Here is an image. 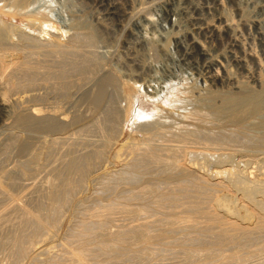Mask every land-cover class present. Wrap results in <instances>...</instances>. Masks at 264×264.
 I'll return each instance as SVG.
<instances>
[{
	"label": "rangeland",
	"instance_id": "374dc122",
	"mask_svg": "<svg viewBox=\"0 0 264 264\" xmlns=\"http://www.w3.org/2000/svg\"><path fill=\"white\" fill-rule=\"evenodd\" d=\"M112 1L117 2V1H121V0H112ZM123 1L126 5L127 9H129V10L131 9V6L133 7L136 4V6L133 7L134 10H130V12H133L132 16L124 15L121 12V10H120V16L119 17H112L109 15L107 16L106 10H104L105 8L103 5L100 4L99 0H0V49H2V50H4L6 48V50L9 51L11 46L12 47L15 46L16 48L19 47L18 49H22L23 54H24V51L27 48L29 49V47H30V49H33L32 45H31L33 43L27 39L28 37L33 38L34 40L40 41L39 43L42 42L44 45L46 43H47V45H50V42H51V44H54L55 41H58V39H59V42L62 43L64 47L66 46L65 48H67V49H72V50L82 49V50H84L86 48L85 45L87 43H85V42H83V43L81 42V44L78 43V41H75L76 38L74 35H78L80 32V34L81 33H83V34H86V33L90 34L91 33L94 37H96L94 45H92V47L94 49L91 48V45H90V47L86 48V49H88V53L90 55L93 53V55H91V56L89 55L90 58L88 57V54H86L87 53L86 49H85L86 53L81 50L80 51L81 54L76 55L77 58L75 56H74L75 58L73 56H72V58H71V56H67L68 58H70L69 60L67 57L60 58L59 56L57 57V55L56 56L54 55L55 57H52V56H50V54H46L45 51H42V53L38 52V54L39 53L42 54L41 56H38L37 53H36L37 55L31 54L32 56L30 54L24 55L23 60L25 62L26 61L28 62L27 64H28L29 68L31 66L33 67L35 65V64L33 65V63H36V65H37V62H38V64H40V62H41V64H43V66L45 67L44 68L42 65H38L36 67V65H35V67L37 69L40 67L38 69V70H40V71H38V73L36 71L37 69H34L37 75L41 74L40 73L41 71L42 72L44 71V72L40 75V77H39V75L36 77L35 74H32L35 78H37V79L39 78L38 80L33 79L34 77L32 79H30L29 77H27L25 75L21 76L20 73L19 74L16 73V75L18 74L20 76L19 77L17 75V78H19L20 80H21V77L24 78L25 80H26V78H29V81L30 80L34 81L33 82L34 84H29V83H31V81L29 82L27 80L26 81L29 83H27L26 81L24 82L23 79L20 82V80H18L16 78L15 74L12 73L14 75H11V76L12 77L15 76L14 81L16 83L18 81L21 83L20 88H22V90L20 88L14 89V91L10 90V89L8 91H7V89H4L6 91L2 90V93L3 94L5 93L4 96L6 98L9 96L7 99L10 98L11 102H13L12 100L18 96H22L23 98L25 96H27L28 99L25 100L26 98H24L23 103L21 105L16 106L13 103L10 110L8 109L6 111V109H0V117L5 116V115L6 116L9 115V117H10L7 119L9 121L6 120L5 125L0 126V183L2 185V188L3 187L5 188V189L3 188L4 189L3 191H0L1 192L0 193V212L3 214L4 213L3 211H5V212L7 211L6 214L5 213L3 214L4 217L0 222V241H1L0 242V264H13V261H12L13 260L12 259V257H13L12 239H11V237H9L10 236L9 234H11V235L13 233L15 234V232H17L19 230V227H20L17 224H20L19 222H21L20 211L17 210L16 208H14L12 210V208L14 206L13 205L14 202H12V201L14 200V198L17 199V198L22 197V200H21L22 203L21 202L20 203L23 204L26 208L28 207L29 210L32 207L31 209H32V211H34V209L37 210L36 205L41 201L39 198L42 196V202H40V203H42V205L45 206L46 204H48V199L46 198L47 194H45V193H47V187H48L46 181H49L48 178H50V180H51L54 177V176H52L53 175L52 173H54L56 171V169L57 170H60V169L63 170V168H64L63 160L69 159L68 155L69 156L71 155V157H77V156H81L83 154L85 155L86 153L91 154V152H92L91 150H93L96 153H99L101 156H99V158L97 157L96 161H93V164L91 167L93 170L92 169L89 170V172H88L89 174L86 176V178H84L86 180H83V183L82 182L80 183V184H82V186L80 185L79 188L76 190L74 195L68 201V204H66V206H65L66 208L64 207L62 209V211H61L62 215L60 214V216H59L60 219L58 220L59 222L58 223L56 222L57 225L54 224V225L50 226L51 229L49 228L48 229L49 231L46 229L47 230L46 232H48L47 233L48 236H46L44 238L42 237L43 239L40 238L39 240L35 239L36 241L34 243V246L32 247V250L30 249L31 251H28L29 253H27L25 255V257L23 256L21 259L16 261L14 264H47V262L50 258H54L57 256L59 257V259L60 258L63 259L61 261H63L64 264H76L77 262L73 263V261L68 260L71 257V256H69L70 255L69 252L71 250V248H69V247H70V245H72L74 243V242H70V240L71 241L75 240L72 237V233H73L72 231L77 227V224L78 225L80 224V221H81V223L86 222V224H88V222H89V224L92 222H95L96 218H95L93 212L98 210L99 207H101L102 205H108L109 203H112L114 201L119 202L120 204H128L129 209L130 208L132 209V210L130 209L129 212L132 213V211L133 212L135 211L137 213H135V212L132 214L129 212L125 213V212L120 211V209H118V210L116 209L114 214L111 215L112 216L111 220H113V223L110 220V223L108 222V224H106L107 225L106 227L104 226L103 229L97 231V233H98V234L96 233L97 236H100V238L103 237V239L107 240L108 237H106V234L109 235V238L110 237L114 238L115 235H117L118 232H120V230H121L120 226H122V227H128V225L129 226H137V225L139 226V224L143 225L146 222L149 223V224L146 223L148 225L147 227L151 226V227H149L151 229L149 230V228H147L148 229V231H147L146 227H143L141 229L139 228L141 231H139V229H138L137 233L138 234L141 233V234H139L140 237L138 236V239L137 238L136 239L138 241L140 240V242H138L134 239L135 240L134 242H136V243L133 245V243H134L133 240L132 241L130 240V242H129L130 244L128 245L127 244L128 241H127L125 246L122 245L123 248H121L124 251H122L120 249V252L117 253L118 255L117 254H116L117 256L115 255L116 257L113 256V257H109L107 259L102 258V261L100 260L101 259L100 258V259H98L99 261L97 260L98 261L97 262L96 259L95 260L92 259L91 258L92 256H91L89 259V264H108V263H110V264H207L208 263L209 264L210 262L211 263L213 262L212 264H264V233L259 232L260 234L259 233L256 235L254 234L256 239L246 238L245 239L246 243L244 242L245 244L244 243L233 244L227 239L226 241H224L225 244H224V242H222L223 244L221 243L222 245H224L223 247H221L222 245H220V244L217 245L215 243V241L217 242V240H215V239L211 240L208 237H203L204 239H197L196 240V238L194 237L195 235L193 236L192 232H191V235H189L190 234L189 230H188L189 234L184 233V232H188V231L187 230L185 231V229L183 227L185 225H187L189 222L187 223L186 222L187 220H183V219H186V217H184L185 216L184 214L179 215L176 212L178 211L181 213L180 210H184V208H185L184 207L182 209V207L185 206V204H186V206H188V204L190 202L192 204H194V202H196V201L200 202L202 200L201 203L204 202L206 204L208 199H209L208 197H210V195H212L213 192L206 194V196L203 195L204 197L202 196V194L196 193L194 191V189L192 191V189H190V188H189V190H188V188H186L184 190L182 189V192H181L180 189L178 190V188H179L178 183L181 181V179H185V177L184 176H171V173H170V176L172 177L171 178L168 175L169 171H171V170L169 167L165 166V164H163V165L162 164H158V165L151 164V166H150L151 168H149L150 172H149V174L146 173L147 175L141 170V172H143L144 177L142 175V178L139 179V182L137 181V183H131V182H128L126 180H123L124 178H123L122 174L125 171L129 172L128 170H126L127 167H125V162H127V161L131 162V159H132L126 153L128 151L126 149L127 144L139 143L141 141H143V143L148 142V141L146 142V139H147L146 132H145L144 128H142V125L145 124V122L146 123H152V122L157 123L155 126L156 130H154L156 134L153 132L152 133L155 135L153 136L151 134L153 136L151 138V146L152 147L156 146L158 148L160 145L161 146L166 145V144L170 145V143L174 145V144H177V142L181 143L180 145H183V146L187 145L188 147L187 146H185V147H187L188 150L186 151L187 155L183 158V161H182L184 164L183 166L187 169L188 173H192V174L199 175V176H201L202 174L200 173V171H197L196 163H199L201 165H205L207 170H214V168L216 167L215 166L216 162H215V158H208L207 157L204 159L202 156H197L194 153V151H195L194 149H190V147L192 148V147H196V146L197 147H200V146L205 147V145L202 143V141H200L199 139L197 140V136H202V135H206V134L207 135L208 134H215V135L225 136L228 138H230L231 135H233L232 137L236 136V138L239 136L237 138L238 140L235 139L236 143H238V144H236V143H234V144L237 145V147H239L240 150L243 149L245 151V148H246L247 151H251V153L255 154L256 152H254V151L255 150L257 151V149H258V152L260 153L261 156L257 152L256 155L258 154V159H257V157L247 158V160L249 162L246 161V159H244L246 161L245 163L244 162L239 163V161H241V159L239 158V159L233 160L232 163H228L229 165H232V167H233L232 169H235L236 171L242 172V174L240 176L241 178L239 179V180H241L240 183H238L237 185H234V186L231 185L230 187L232 189L229 188L230 190L229 189H227V190H229L228 192L231 193L232 196L236 197V195H237L236 198L239 201L238 203L241 204V205H239L241 208L243 207L242 205H244L243 209H245V210L249 209L248 211L249 212L251 211L250 213L254 212L256 214L255 215L256 217H258L260 220H264V208L260 211L256 210L255 207H253L252 204H250V202L248 201V199L243 195L244 192L242 190V189H245V187H246L247 190L251 193V195L253 194L254 197L258 201L259 200L261 201L263 199V196L261 195V192L259 190H262L264 187V151H263L264 147L263 148L262 147L261 148L254 147V145L257 142L255 141L256 139H254L252 137H256L255 136V135H257L256 133H254L248 137V136H245L246 134L244 135L243 133H240L241 131H239L240 129H246L247 126H248V128H250L249 126L252 127L253 122H251V120L250 121L248 120V121H245V124L243 123V125L242 124L237 125L235 123H232V121L229 122L228 120H224L222 123L221 122L218 123L214 120L211 121L212 119H210V120L209 119H203L204 121L202 119H200V121H199V119L187 118V116L190 117V114H189L190 111L193 112L197 107H199V105L201 106L203 104H208L209 98L206 95V93L204 92V89H203L204 85L202 84V82L200 80H198L197 76L188 75L178 65V63L171 61V60H174L173 57H171L172 54L175 57L178 55L175 46L172 44V38H173L172 35L169 36L168 44L165 46V48H163V50L164 49H166V50L162 51L163 54H162V56H160V58L159 57L153 58L154 57L153 51H151L150 49L147 48L148 46H146L145 41H149V39L154 40V41H158V39L163 38L164 34H162V33H165V31L167 32L168 30H170V27L164 21H162L163 17H165L163 8L154 6L155 9L153 7H151V8H146V10H145L144 9L146 6L145 3H147L148 0H145V1L144 0H131V1H133L132 3L129 0H123ZM182 1H184V2H188V1L191 2L192 1V3H194V4L200 3V5H207L208 3L212 2V0H201V1L200 0H182ZM261 1H262L261 4L264 5V0H261ZM135 2H137V3H135ZM224 2H225V8H222L220 6L218 7L217 4H214V5L217 6V8H219L220 12L223 11L222 13H224L223 15H225L226 18L229 16V18L232 17L231 19H233L234 21H237L238 13H240V11L246 5V3L245 2L239 3L236 0H226V1L224 0ZM128 3H129V5H127ZM139 3H141V4L138 5ZM227 3H229V4H227ZM132 4H134V5H132ZM142 4L145 6L143 7ZM240 4L242 6H240ZM243 4H244V6H243ZM214 5H212V6L215 7ZM235 5H237V6H235ZM136 7L139 10H137ZM139 7H142L143 9L139 8ZM239 7H240V9H239ZM135 9L137 11H135ZM251 11H252V8L250 9V12ZM146 12H148V14H146ZM149 13L151 15L153 14L152 18L154 21H153L152 25L149 24L146 26V28H145V30L147 29V33H146L144 30L142 31L141 29H139L137 27V25L139 22H142L144 16H146V15L149 16L150 15ZM155 13H158V14L160 13V14L157 16V14H155ZM133 16H135V17H133ZM121 17H122V19H121ZM156 17H159V18H156ZM262 18H264V16ZM161 22L164 24V26H163V24H161ZM160 24H161V27H159ZM148 26H150V27L148 28ZM44 27H45V29H43ZM163 27H165V28L162 29ZM135 28H137V29H135ZM238 29L239 30L237 31L236 38L238 37V41H240L241 43L236 42L232 37L223 36L222 40L214 42L213 43L214 45L212 44L215 49L217 47L218 55L220 54V56H222V55L225 56V54H226V56H230L231 55L230 52L237 51V50L239 52V51H242L243 48L245 49V47H246V49L248 47H254V49L257 51L258 54L262 53V50H263L262 48H264V46L259 44L258 39H256V38L252 39L253 38V36H252L253 32L250 33L251 30H249L248 24L241 22V25H239ZM162 30H163V32H162ZM142 32H144L146 34V36ZM247 32H249V33L247 34ZM150 33H153L152 35H154V37L156 36L157 38L156 37L155 38L157 40L153 39L154 37L152 35L151 36L147 35ZM241 34L243 35V37ZM160 35H162V36H160ZM69 36H73L72 39L69 40L68 38H71ZM135 36L138 37V39L139 38L140 39L137 41V38H135ZM143 36H145V37H143ZM22 37L23 38L25 37V38L23 39ZM147 37H149V38L147 39ZM145 39H147V40H145ZM169 39H171V40H169ZM248 40H250V41H248ZM143 41H144V43H143ZM247 42H249L250 44ZM76 43H78V44H76ZM245 43H247V44H245ZM237 44H238V46H235ZM242 44H245V46ZM255 44H256V46H255ZM248 45H250V46H248ZM8 46H9V48H8ZM24 46H26L27 48ZM78 46L80 48H77ZM84 46H85V48H84ZM89 48H90V52H89ZM236 48H238V49H236ZM30 49H29V51L31 52L32 50H30ZM2 50H0L1 54L3 52ZM29 51H25V52L28 53ZM33 51H34V49H33ZM219 51H221L222 53H219ZM44 52H45V54H44ZM151 52H152V55H151ZM164 52L166 53V55ZM86 55H87V57H86ZM150 55L152 56V58ZM93 56H95V58ZM131 56H133V57H131ZM27 57L30 59L34 57V61H33V59H32V61L27 60ZM92 57H93V59H92ZM165 57L167 58V60ZM35 58L38 59L40 62L38 60L35 61L36 60ZM66 58H67V60H66ZM81 58H84V60H85V58H87L88 62L87 61H85V62L89 63L91 61V63H94L93 64L94 66L92 67L91 64L87 65L84 62V60ZM56 59H57V61H56ZM63 59L65 61H63ZM59 60L63 61L65 64L62 62L64 65H59V67H57L58 64H62ZM70 60L71 61H73V60L77 61L78 60V61H77V64L73 61L72 65H71ZM81 60H83V61H81ZM255 60L256 59L249 61L250 62L249 65H251V66H249V68L251 67L250 68L251 71H249V72L251 75H255L256 72H257L256 74L264 72L263 71L264 70L263 69L264 60H263V64H262L263 66H260L261 64L258 63L259 61H257V60L255 61ZM68 61H70L69 64H68ZM168 61H170L169 64H168ZM81 62H82V64L84 63L85 67H83ZM140 62H141V64H140ZM29 63H32V64H30L31 66L29 65ZM148 63H150V64H148ZM151 63H152V65H151ZM163 63L165 64V66ZM171 63H172V65H171ZM78 64L81 65L85 69L87 66H89V67H87L88 70L86 69L88 72H90V74H88V77H89L88 79L82 80V76H80L79 72H78V70L80 69V71H81L82 68H81V66L79 68ZM176 64H177V67H176ZM45 65H47V66H45ZM73 65L75 68L73 67ZM161 65H162L163 69H162ZM168 65L170 66L169 68H168ZM49 66H52V70H51V67L49 69ZM67 66L68 67L71 66L73 68L70 69ZM66 67L68 68V70L70 69L69 70L70 72L73 71V72H71L73 77H72V75L69 74L70 75L69 81L72 84L71 86L69 85L70 89L69 88H63L64 90L67 89L66 90L67 92L63 91L62 87H60V80L54 76L56 78V80H55L53 77V75L57 76L58 73L60 74L61 71ZM164 67H166V68H164ZM41 68H42V70H41ZM67 68H66V70H67ZM76 68H78V69H76ZM170 68L174 69V70H170ZM47 69H49V71L50 70L51 71L49 72ZM231 69L233 70V71H231V74H233V72L238 73L240 71V70L238 71V69L234 68V67H232ZM235 69H237V70L235 71ZM259 69L261 71H259ZM169 70L171 72H169ZM52 71H53V73H51ZM54 72L55 73L57 72V73L54 74ZM50 73H51V75L52 74L53 75L52 76L51 75L46 76V74H50ZM3 74H4V72H2L0 70V80L1 81L4 80V77L2 78V76H4ZM169 74H171V75H169ZM42 76L43 77L46 76V77L43 78ZM48 77H50V78H48ZM168 77L170 79H168ZM51 78H53V79H51ZM105 78L108 81L106 83H105V81H106ZM40 80H41V82H40ZM78 80L80 83L78 82ZM44 81H47V82H44ZM101 81H103V82H101ZM104 83H105L104 94H103L100 102L96 104L95 100L97 98V93L100 92V91L98 92V90H100V85L104 84ZM18 89H20V90L18 91ZM252 89H253L254 93L258 96L259 101L260 102L262 101L264 104V85H263L262 89L258 88V86L254 87ZM216 97H217L216 100H219L218 98L221 97V94L217 95ZM213 98L215 99V97H213ZM206 101H207V103H206ZM110 103H111L113 109L111 108V105L109 106ZM214 104H215V102H214ZM93 105H95L96 107H93ZM107 105L109 106V108ZM112 110L114 112V115H112V114H110V115L113 116L112 117L113 120L111 123H109L107 121V119L110 116L109 113ZM19 112H21V113H19ZM25 114L29 117L35 116V118H37V120L39 121L40 124H38V121L34 120V123H32V124L30 123V126H27L30 122L28 119H30V118L26 117ZM185 117H186V119H184ZM25 120H26V122H28L27 124H26ZM48 120H49V122H50V120H52L51 123L52 124L54 123L55 126L53 128L48 129V127L45 126V123L47 124ZM158 120H159V122H158ZM40 121H42V122H40ZM113 122L115 124H113ZM233 122H234V120H233ZM35 123H37L39 126L37 124L34 125ZM42 123H44V124H42ZM55 123L58 125V127L56 126ZM250 124H252V125H250ZM175 126L178 128H176ZM179 126L181 127V129H179L180 128ZM182 128H183V130H182ZM51 129L55 130V131H52ZM178 129H179V131H177ZM75 130H76V132H75ZM237 130L239 132H237ZM248 130L251 131L252 128L248 129ZM160 131L161 132L163 131V132L159 133L160 135H157L158 132H160ZM167 131L170 134L173 131L175 133L177 132L176 134L173 132L177 138L179 137L177 135H179L181 133H183V134L189 133L191 135L189 136V134H184V135L181 134L180 137L181 138L183 137L182 138L183 140L181 139L180 141H177V138H173L171 136L166 137L167 136L166 135L164 137L163 134H164V132L166 133ZM69 133H70L71 137L76 136V137L71 138L69 140L70 142L68 141L69 144L68 143L54 144L51 142V140L54 137L59 136L61 134H69ZM184 136H186L187 138L186 137L184 138ZM162 137H164V138H162ZM180 137L178 138V140L180 139ZM74 138H76V139H74ZM248 138H252V139H248ZM84 139H86V141H87L86 143H85ZM80 141H83V142H80ZM182 141L185 143H183ZM174 142H176V143H174ZM186 142H187V144H186ZM52 144H54V145H52ZM104 145H106V146H104ZM123 146L125 148H123ZM206 147H207V145H206ZM210 147H212V146H210ZM51 149H52V151H51ZM81 149H83V150L81 151ZM97 149L100 150V152L99 151L97 152ZM79 150L82 153L78 152ZM123 150H127V151L124 152ZM94 152H92V154ZM118 152H119L120 156H118ZM76 153H78L77 156H76ZM124 153H126V154H124ZM65 154H67V155L65 156ZM121 155L123 157H121ZM59 156H61L60 159H62V160L59 159ZM181 160H182V158H181ZM9 167H11V168H9ZM124 167L126 169H124ZM153 167H155V168H153ZM161 167L163 169L165 167L164 170L168 174L166 172H163L164 170ZM160 168H161V170H160ZM150 169L151 170L153 169V171H151ZM167 169H168V171H167ZM119 172H121V174H119V175L120 176L122 175L121 176L122 179L118 177ZM112 175H115L117 178L113 176L114 178L112 179ZM46 178H47V180H46ZM13 179H15V180H13ZM114 179H115V181H114ZM160 179H162V180H160ZM33 182L35 183V185L33 184ZM262 182H263V184H262ZM30 183H31V185H30ZM164 183L166 184L167 187L165 186ZM256 184H258V185H256ZM260 184L262 187L260 186ZM224 185L229 186V184H226V182L224 183ZM109 186H112V189H111V187L109 188ZM147 186L150 187L151 190L155 191V195L160 193V192L165 193V191L166 192L170 191V193H172V192L175 193V191H176L175 194L177 195V198L180 197V195H181V197H183V198L180 197V200L178 199L179 201H175L176 202L175 203L176 204L175 209H174V207H172V210H171L170 208H168L166 206L164 209L167 211V208H168V210L171 213L173 211H176L174 214H178L179 215L178 217L180 219L174 218L175 216L173 215V213L171 214L169 211H167L165 214V212L162 211L163 209L161 210V208H159L156 204H154V200H151V201H153L152 204H154V206L159 208V209H154L155 207H153V205H151L150 210L147 211L148 213L146 211H142V213H141L140 212L141 210H139V209H143V206L146 204L145 203L146 201L139 199L137 201L131 200L128 202L126 200V197H128L130 195L129 193L131 191H134V190L139 191L140 189L147 187ZM257 186H259V187H257ZM107 187H108V190H107ZM116 187H118V188H116ZM252 187H253V189H252ZM105 188H106V190H105ZM257 188H259V189H257ZM35 189H37V190H35ZM161 189H163V190H161ZM39 190H41V191H39ZM158 190L160 192H158ZM156 191H157V193H156ZM237 191H238V193H237ZM257 193H259V194H257ZM27 194H28V196H27ZM207 195H209V196H207ZM260 195H261V197H260ZM257 196H258V198H257ZM243 197H245V198L243 199ZM43 198H46L47 201ZM205 198H206V200H204ZM38 199L40 201L37 203ZM240 199L242 201H240ZM35 201H36V204L33 203ZM192 201H194V202H192ZM246 201H248V202H246ZM44 202H47V203L43 204ZM191 203H190V205H191ZM229 203L230 202H228L227 204L229 205ZM32 204H33V206H32ZM173 204H174V202H173ZM263 204H264V201L262 202V205ZM166 205H167V203H166ZM213 205L218 206V203H214ZM33 207H35V208L33 209ZM215 208L216 207L214 206L211 209H215ZM252 209H253V211H252ZM16 211H18V212H16ZM11 212L13 215L11 214ZM168 212H169V214H167ZM1 213H0V215H2ZM8 213H10V214H8ZM7 214H8V217H7ZM18 214H19V216H18ZM91 214H93V216ZM220 214H222V213H220ZM167 215H169L168 217H170V218H168ZM15 216H17V217H15ZM161 217L164 219H162ZM172 217L175 220L178 219L180 221V222H178V221L176 222V226H175V224H173L174 219H172ZM4 218L6 220H4ZM8 219L10 222L8 221ZM18 219H19V222H18ZM98 219L99 218H97V220ZM160 219H162V220H160ZM192 219H193L194 223H196V224L199 223L201 228H203L207 222V219H205V217H203V215L201 216V214L194 215ZM192 219H190V220H192ZM194 219L196 222L194 221ZM157 220L160 221V223H158ZM163 220L168 221V222L165 221L166 224L168 223V226L170 224H173L172 225L173 227L170 225L172 228V231L170 230L171 229L170 227L165 225L167 228H169V231L171 233H169L168 229L164 226ZM170 220H172V223L170 222ZM154 221H156L157 223H154ZM241 221H242V219L240 220V222ZM7 222L9 225L7 224ZM240 222L238 221V223H240ZM246 222H247V220L246 221L244 220V222H241V223H244V225H246ZM13 223H15V224H13ZM202 223H204L205 225ZM157 224H159L160 227H158ZM199 224H197V226ZM3 225H5V226H3ZM14 225H15V227H14ZM179 225H182V226H179ZM53 226H55V227L52 228ZM152 226H154V228ZM162 226H164L165 228L162 229ZM174 226L176 228H174ZM216 226H218V225H216ZM5 227H7L6 228L7 230L6 229L4 230ZM16 228H18V229H16ZM104 228H105V230H104ZM173 228L178 229V231L176 230V233H173L174 232ZM201 228H199L200 231H202ZM218 228L220 231H217V232L219 233V232H221V229L223 227L219 225V227H217V229ZM144 229L147 232H145ZM160 229H161V231H160ZM179 229H180V231H179ZM215 229H216V227L214 228V231H215ZM143 230H144L145 234H144V232H142ZM182 230L184 231L183 234H182ZM165 231H167L168 234H167V232L165 233ZM217 232L215 231V234H218ZM99 233H100V235H99ZM148 233H150L149 236L147 235ZM110 234H112V236ZM185 234H186V236H185ZM230 234H232V231L229 232V235ZM102 235H105V236H102ZM142 235H143V237H142ZM187 235L191 236V237L189 238ZM150 236H151V238H150ZM187 237L190 240H188ZM194 238H195V241L192 240ZM141 239H143V240H141ZM149 239H150V241H149ZM206 239H208V240H206ZM109 240H111V238ZM64 241H66V242H64ZM89 241H90V243L87 242V245L90 246V248L91 247L94 248V246H93L94 244L93 243H92L93 245L91 244L92 239ZM182 241H184L183 242L184 245L186 244L185 248H184V245L181 244ZM69 242H70V245H68ZM142 242H146L148 245V248H147V245H143ZM198 242L199 243L202 242V244L201 243L199 244ZM66 243H67V245H66ZM214 244H216V245H214ZM7 245H8V247H6ZM131 245L133 246V250H132ZM179 245H181V247L183 246L184 250L186 248L192 249V250L194 249V251L197 253L194 256L192 263H191V261H188L186 256H183L184 253L182 250H179ZM63 246L65 248H63ZM129 246H131V249ZM219 246L221 248H219ZM72 247H73V245H72ZM124 247L126 248V250ZM216 247L219 248V251H217ZM127 248L129 249L130 252L127 251L128 250ZM211 248L215 249V250H213L214 252H216V251L218 252V254H217V252L214 253L215 256H213V258H209L206 256L207 250H209ZM131 251H132V253H131ZM222 252H223V254H222ZM134 253L136 254L137 258H134L131 261L130 256H131V254H132V256L133 255L135 256ZM259 253H261V254H259ZM234 254L235 255L239 254V256L243 255V256H241L242 259H239L237 261V263H236V261L227 262V263H226V261L224 262V260L220 261V262L218 261L220 259V257H222V256H229V255H234ZM218 256H219V258H218ZM139 257H141V258H139ZM214 258H215V260L218 259V260H216V263H215V261H213ZM37 260H39V261H37ZM112 260H114V261H112ZM185 260H187V261H185ZM63 263L61 262L60 264H63Z\"/></svg>",
	"mask_w": 264,
	"mask_h": 264
},
{
	"label": "bare ground",
	"instance_id": "6f19581e",
	"mask_svg": "<svg viewBox=\"0 0 264 264\" xmlns=\"http://www.w3.org/2000/svg\"><path fill=\"white\" fill-rule=\"evenodd\" d=\"M100 1V4L104 6V10H106V13H107V16H112V17H119L120 16V10L121 12L126 15V16H132L133 15V12H130V10H134L133 7L136 6V4H132L134 5L133 7L131 6V9H127L125 3L123 0L121 1H112V0H99ZM131 3L133 1L129 0ZM128 1V2H129ZM145 1V0H144ZM201 1V0H200ZM226 1V0H225ZM237 2L239 3H246V5L243 6L242 10L240 11V13H238V19L237 21H234L233 19H231L232 17L229 18V16L226 18L225 15H223L224 13L220 12L219 8H217V6L219 7H222V8H225V2L224 0H212L211 3H208L207 5H200L199 4H194L191 2H184L182 0H148L145 5H143V7L145 6V10L146 8H151L154 6H157V7H161L163 8V11H164V14H165V17H163V20L169 27H170V30H168L167 32L165 31V33H162L164 34L163 35V38H160L158 39V41H154V40H151L149 39V41H145L147 40L149 37H147V39H145L144 41L146 42V46H148L147 48L150 49L151 51H153V54H154V57L153 58H157L160 56H162L163 52L162 51H165L166 49L163 50V48H165V46L168 44V38L169 36H173L172 38V44L175 46L176 50H177V53L178 55L175 57L173 54L171 57H173L174 60H171L172 62H175V63H178V65L184 70L185 73H187L188 75L190 76H197L198 80H200L202 82V84L204 85V92L206 93V95L208 96V104H203V105H199V107H197L193 112H189L190 114V117L187 116V118H191V119H212L211 121H216V122H223L224 120H228L229 122L232 121V123H235L237 125L239 124H242L243 123L245 124V121H250L253 122V125L252 127L249 126L250 128H247L248 129H251L252 130H248L246 127V129H240L239 131H241L240 133H243L245 136H251L252 134L256 133L257 135H255L256 137H252L254 139H256L255 142L253 145L254 147L256 148H263L264 147V104L263 102L259 101L258 99V96L254 93L253 89L254 87H257L258 88H263V85H264V72H261L259 74H256L255 75H251L249 71H251V67L249 68V61L250 60H254L256 59L257 61H259L258 63H260L259 65L260 66H263V60H264V48H262V53L258 54L257 51L254 49V47H248L246 49L243 48L242 51H232L230 52V56H220V54L218 55V51H217V47L216 49L214 48V42L216 41H219V40H222L223 36H229V37H232L236 42H240L238 41V37L236 38L237 36V31L239 30L238 27L239 25H241V22L245 23V24H248L249 26V30L250 33L253 32L252 36L256 39L259 40V44L263 45L264 46V18H262L264 16V5L261 4V0H236ZM137 3V2H135ZM197 3V2H196ZM234 3V2H233ZM141 3H139L138 5H140ZM214 4H217V6H215ZM229 4V3H227ZM236 4V3H235ZM129 5V3L127 4ZM137 5V6H138ZM212 5H214L215 7H213ZM237 6V5H235ZM240 6H242L240 4ZM139 8H142V7H139ZM160 8V9H161ZM228 8V7H227ZM237 8V7H236ZM252 8V11L250 12V9ZM103 9V8H102ZM137 9V7H136ZM139 10V9H137ZM143 9V8H142ZM155 9V8H154ZM240 9V7H239ZM151 10V9H150ZM158 10V9H157ZM156 10V11H157ZM148 11V10H147ZM153 11V10H152ZM159 11V10H158ZM239 11V10H238ZM149 12V11H148ZM148 12H146V14H148ZM155 12V11H154ZM153 12V13H154ZM143 13V12H142ZM145 14V15H146ZM150 14V13H149ZM157 14V16L160 14L158 13H155ZM153 15V14H152ZM152 15L150 14L149 16H144L142 22H139L137 27L139 29H141L142 31L144 30L146 33H147V29L145 30L146 26L147 25H152L153 24V18H152ZM100 16V15H99ZM162 16V15H161ZM232 16V15H231ZM135 17V16H133ZM154 17V16H153ZM109 18V17H108ZM124 18V17H123ZM138 18V17H137ZM156 18H159V17H156ZM120 19V18H119ZM122 19V17H121ZM236 20V19H235ZM102 21V20H101ZM41 22V21H40ZM100 22V21H99ZM116 22V21H115ZM129 22V21H128ZM161 24H163L161 22ZM161 24L159 27H161ZM132 25V24H131ZM156 26V25H155ZM164 26V24H163ZM126 27V26H125ZM150 26H148L149 28ZM153 27V26H152ZM37 28V27H36ZM47 28V27H46ZM51 28V27H50ZM132 28V27H131ZM157 28V27H156ZM165 27H163L162 29H164ZM45 29V27L43 28ZM137 29V28H135ZM50 31V30H49ZM153 31V30H152ZM151 31V32H152ZM156 31V30H155ZM159 31V30H158ZM133 32V31H132ZM163 32V30H162ZM240 32V31H239ZM77 33V32H76ZM75 33V34H76ZM145 36L146 34L144 32H142ZM154 33V32H153ZM153 33H150V34H147V35H152ZM249 32H247L248 34ZM161 34V33H160ZM23 35V34H22ZM131 35V34H130ZM133 35V34H132ZM157 35V34H156ZM159 35V34H158ZM242 35V34H241ZM250 35V34H249ZM248 35V36H249ZM18 36V35H17ZM41 36V35H40ZM68 36V35H67ZM76 40L75 41H78V43L81 44V42H85L87 43L85 46L86 48L87 47H90L91 45V48L92 45H94V42H95V38L91 33H86V34H83L79 32L78 35H74ZM139 36V35H138ZM141 36V35H140ZM143 36V37H145ZM154 37V35H152ZM162 36V35H160ZM245 36V35H244ZM251 36V35H250ZM71 38H68L69 40L72 39L73 36H69ZM156 37V36H155ZM153 38V39H156V38ZM243 37V35H242ZM23 38V37H22ZM25 38V37H24ZM23 38V39H24ZM27 38V37H26ZM135 38H137V41L140 39H138V37L135 36ZM151 38V37H150ZM159 38V37H158ZM240 38V37H239ZM29 41H31L33 44L32 47L34 49H29L32 50L31 52L29 51V49L26 47L27 49L25 51H29L28 53H26L24 51V54H23V50L22 49H18L16 48L15 46L12 47L8 50H6V48L4 50H2V54L0 55V70L2 72H4V76H2V78L4 77V80H0V109H6V111L12 107V104L14 103L16 106L17 105H21L23 103V100L24 98H26L25 100H27V96H25L24 98L22 96H18L16 98H14L11 102L10 98L7 99L4 94L2 93V90L3 91H6L4 89H7V91L10 89V90H13L14 89H17V88H20L21 86V80L23 79L24 82L27 80L29 81V78L32 79L34 76L32 74H35L36 77L40 75L44 72H40L41 74H36L35 70L34 69H37L36 67L38 65H42L41 62L36 59L35 61H39L40 64H38L37 62V65L36 63H33V65H35L32 67L30 64L32 63H29V65L31 66L29 68L28 66V62L24 61V55L26 54H38V52L42 53V51H45L46 54H50V56L52 57H55L57 55V57L59 56L60 58L62 57H67V56H72L76 57V55H79L81 54L80 51L82 49H77V50H72V49H67L63 46L62 43L59 42V39L58 41H55L54 44H51L50 42V45H47V43L44 45L42 42L39 43L40 41H37V40H34L33 38H27ZM26 39V40H27ZM43 39V38H42ZM131 39V38H130ZM237 39V40H236ZM27 40V41H28ZM157 40V39H156ZM171 40V39H169ZM28 41V42H29ZM73 41V40H72ZM136 41V42H137ZM142 41V40H141ZM143 41V43H144ZM242 41V40H241ZM244 41V40H243ZM250 41V40H248ZM49 42V41H48ZM53 42V41H52ZM119 42V41H118ZM132 42V41H131ZM255 42V41H254ZM74 43V42H73ZM76 43V44H78ZM241 43V42H240ZM249 43V42H247ZM245 43V44H247ZM134 44V43H133ZM139 44V43H138ZM213 44V45H212ZM245 44H242L245 46ZM250 44V43H249ZM13 45V44H12ZM30 45V46H31ZM171 45V44H170ZM241 45V44H240ZM239 45V46H240ZM5 46V45H4ZM18 46V45H17ZM84 46V48H85ZM135 46V45H134ZM138 46V45H137ZM235 46H238L235 45ZM250 46V45H248ZM254 46V45H253ZM256 46V44H255ZM31 47V48H32ZM83 47V46H82ZM260 47V46H259ZM9 48V46H8ZM69 48V47H68ZM74 48V47H73ZM77 48H80L79 46ZM83 48V49H84ZM85 48V49H86ZM234 48V47H233ZM232 48V49H233ZM82 50L83 52L86 53V51ZM94 49V48H93ZM126 49V48H125ZM238 49V48H236ZM241 49V48H240ZM260 49V48H259ZM258 49V50H259ZM6 50V51H5ZM87 50V53L88 54V57L90 58L91 55H93V53L90 55L88 53V49ZM149 50V51H150ZM220 50V49H219ZM235 50V49H234ZM5 51V52H4ZM127 51V50H126ZM260 51V50H259ZM258 51V52H259ZM1 52V51H0ZM44 52V54H45ZM89 52H90V48H89ZM136 52V51H135ZM38 54V56H41L42 54ZM84 53V54H85ZM132 53V52H131ZM134 53V52H133ZM165 53V52H164ZM219 53H222L221 51H219ZM225 53V52H224ZM223 53V54H224ZM36 54V55H37ZM52 54V55H51ZM31 55V56H32ZM55 55V56H54ZM90 55V56H89ZM133 55V54H132ZM138 55V54H137ZM151 55H152V52H151ZM150 55V56H151ZM166 55V53H165ZM28 56V55H27ZM37 56V57H38ZM45 56V55H44ZM47 56V55H46ZM49 56V55H48ZM81 56V55H80ZM99 56V55H98ZM35 57V56H34ZM34 57L33 58H28L27 57V60H31L33 59L34 61ZM74 57V58H75ZM83 57V56H82ZM87 57V55H86ZM95 58V56H93ZM92 57V59H93ZM133 57V56H131ZM170 57V58H171ZM68 58V57H67ZM66 58V60H67ZM73 58V59H74ZM77 58V57H76ZM152 58V56H151ZM166 58V57H165ZM70 58H68L69 60ZM84 60V58H81ZM133 59V58H132ZM41 60V59H40ZM45 60V59H44ZM49 60V59H48ZM53 60V59H52ZM75 60V59H74ZM73 60V61H74ZM81 60V61H83ZM91 60V59H90ZM146 60V59H145ZM152 60V59H151ZM167 60V58H166ZM255 60V61H256ZM47 61V60H46ZM57 61V59H56ZM61 63L63 61H65L63 59V61L59 60ZM71 61V60H70ZM68 61V64L69 62ZM73 61H71V65L73 63ZM78 61V60H77ZM77 61H74L76 64H77ZM87 61V58H85L84 62ZM148 61V60H147ZM154 61V60H153ZM164 61V60H163ZM162 61V62H163ZM45 62V61H44ZM88 62V61H87ZM85 62L87 65H90L93 67L94 63H91V61L89 63ZM93 62V61H92ZM133 62V61H132ZM152 62V61H151ZM167 62V61H166ZM170 61H168V64H169ZM51 63V62H50ZM64 63V62H63ZM58 64L57 67H59V65H64V64ZM135 63V62H134ZM174 63V64H175ZM53 64V63H52ZM67 64V65H68ZM80 64V63H79ZM78 64V65H79ZM82 64V62H81ZM141 64V62H140ZM150 64V63H148ZM164 64V63H163ZM173 64V65H174ZM75 65V64H74ZM73 65V67H74ZM83 67L84 66V63L82 64ZM145 65V64H144ZM152 65V63H151ZM172 65V63H171ZM256 65V64H255ZM47 66V65H45ZM81 65H79L78 67L80 68ZM90 66V67H91ZM96 66V65H95ZM165 66V64H164ZM44 67V66H43ZM51 67V70H52V66H49V69ZM68 67V66H67ZM66 67V68H67ZM71 66H69L68 68H73ZM77 67V66H76ZM82 68V70L80 71V69L78 70L79 72V75L82 76V80H85V79H88V74H90V72H88L87 70V66L86 69L85 68ZM133 67V66H132ZM147 67V66H146ZM151 67V66H150ZM162 67V65H161ZM170 66L168 65V68ZM172 67V66H171ZM176 67H177V64H176ZM234 67V68H237L238 69V73H235L233 72V74H231V71H233L231 68ZM32 68V69H31ZM40 68V67H39ZM38 68V69H39ZM45 68V67H44ZM43 68V69H44ZM47 68V67H46ZM66 68H64L61 73L56 76V75H53V77H57V79L60 80V87L63 88H69V85L71 86L72 84L70 83V75L71 72L73 71H69L68 68L66 70ZM75 68V67H74ZM166 68V67H164ZM249 68V69H248ZM36 70L37 73L38 71L40 70ZM49 69H47L49 71ZM78 69V68H76ZM84 69V70H83ZM163 69V67H162ZM235 69V71L237 70ZM264 69V67H263ZM42 70V68H41ZM46 70V69H45ZM50 70V71H51ZM56 70V69H55ZM154 70V69H153ZM167 70V69H166ZM170 70H174V69H171ZM169 70V72H171ZM47 71V72H48ZM49 71V72H50ZM90 71V70H89ZM259 71H261L259 69ZM264 71V70H263ZM70 72V73H69ZM145 72V71H144ZM166 72V71H165ZM254 72V71H253ZM14 73L16 78H17V75L20 73L21 76H27L29 78H26V80L24 78L21 77V80L19 78H17L18 80H20V82L16 83L14 81V77H12L11 75H14L12 74ZM16 73H18L16 75ZM53 73V71L51 72ZM50 74H46V76H50ZM57 73V72H56ZM54 72V74H56ZM94 73V72H93ZM252 73V72H251ZM70 74V75H69ZM168 74V73H167ZM51 75V76H52ZM131 75V74H130ZM171 75V74H169ZM19 76V75H18ZM44 76V77H46ZM79 76V77H80ZM165 76V75H164ZM6 77V78H5ZM20 77V76H19ZM43 77V76H42ZM43 77V78H44ZM54 77V79L56 80V78ZM73 77V75H72ZM92 77V76H91ZM155 77V76H154ZM1 78V79H2ZM50 78V77H48ZM160 78V77H159ZM33 79H37V78H33ZM39 79V78H38ZM37 79V80H38ZM46 79V78H45ZM53 79V78H51ZM168 79H170L168 77ZM48 80V79H47ZM75 80V79H74ZM81 80V79H80ZM105 83L108 82L107 79L105 78ZM17 81V80H16ZM26 81V82H27ZM31 81V80H30ZM29 81V82H30ZM49 81V80H48ZM54 81V80H53ZM77 81V80H76ZM104 81V80H103ZM101 81V82H103ZM27 82V83H29ZM34 81H31V83L29 84H34L33 83ZM41 82V80H40ZM44 82H47V81H44ZM79 82V80H78ZM90 82V81H89ZM80 83V82H79ZM105 83L104 84H101L100 85V90H98L99 93H97V98L95 100L96 104L100 102L103 94H104V88H105ZM52 84V83H51ZM75 84V83H74ZM84 84V83H83ZM90 84V83H89ZM201 84V85H202ZM49 85V84H48ZM82 85V84H81ZM88 85V84H87ZM24 86V85H23ZM37 86V85H36ZM152 86V85H151ZM73 87V86H72ZM78 87V86H77ZM150 87V86H149ZM157 87V86H156ZM160 87V86H159ZM99 88V87H98ZM22 90V88H20ZM18 89V91L20 90ZM68 89V90H69ZM67 89H63V91L67 92L66 91ZM255 90V89H254ZM62 91V92H63ZM256 91V90H255ZM35 94V93H34ZM99 94V95H98ZM201 94V93H200ZM221 94V99L218 98L219 100H216V96ZM223 94V95H222ZM29 97V96H28ZM48 97V96H47ZM72 97V96H71ZM215 97V99L213 98ZM12 98V97H11ZM31 98V97H30ZM111 98V97H110ZM206 99V98H205ZM214 99V100H213ZM51 100V99H50ZM207 100V99H206ZM110 101V100H109ZM53 102V101H52ZM107 102V101H106ZM111 102V101H110ZM211 102V103H210ZM215 102V104H214ZM218 102V103H217ZM207 103V101H206ZM95 104V105H96ZM199 104V103H198ZM263 104V105H262ZM95 105H93V107H96ZM111 105V103L109 104V106ZM108 106V105H107ZM108 106V108H109ZM161 107V106H160ZM111 108H112V105H111ZM28 109V108H27ZM94 109V108H93ZM113 109V108H112ZM26 110V109H25ZM21 113V112H19ZM8 114V113H7ZM112 114L114 115V112L113 110L109 113V115ZM26 115V114H25ZM116 115V114H115ZM26 117H29L26 115ZM105 117V116H104ZM107 117V116H106ZM113 116H109L107 121L109 123L112 122ZM116 117V116H115ZM10 118L9 115L8 116H1L0 117V126H3L5 125L6 123V120ZM30 119H28L30 122L27 126H30V123H34V120L38 121L37 118L32 117L30 116L29 117ZM99 118V117H98ZM116 119V118H115ZM186 119V117L184 118ZM117 120V119H116ZM190 120V119H189ZM234 120V122H233ZM9 121V120H7ZM52 120H49L47 121V124L45 123V126L49 128H53L55 125L54 123L52 124L51 123ZM198 121V120H197ZM204 121V120H203ZM26 122V120H25ZM24 122V123H25ZM42 122V121H40ZM49 122V123H48ZM157 122V121H156ZM159 122V120H158ZM207 122V121H206ZM28 122H26L27 124ZM42 123V124H44ZM37 123H35L34 125H36ZM38 124L39 121H38ZM37 124V125H38ZM56 124V123H55ZM113 124H115L113 122ZM157 123H146L142 125V128H144L145 132H146V142L147 143H143V141L139 142V143H130V144H127V147L126 149L128 150H123L124 152L127 151V155L130 156L132 159H131V162L127 161L125 162V167H127V169L124 167V169L128 170L129 172H124L122 175H123V180H126L128 182H131V183H137V181L139 182V179L142 178V175H143V172L146 174L148 173L149 174V168H151V164H165V166L169 167L171 171H169V174L164 170L165 167H164V171L163 172H166L169 176H170V173H171V176H184L185 179H181V181L178 183V190L180 189L181 192H182V189H186L189 188L194 189V191L196 193H199V194H202V196H206V194H209L210 192H213L212 195H210V197H206L208 199L207 203L205 204L204 202L201 203V201H196L194 198V204H192L191 202V205L190 203L188 204V206H183L182 209L184 208V210H180V212H176V211H173V215L175 216L174 218H179L178 216L181 215V214H184L183 216L186 217V219H183V220H187L186 223L187 225H185L183 228L185 229V231L189 230L190 231V234H189V231L188 232H184L182 230V234L183 232L184 233H188L189 235H191V232L193 234V236L197 239H204L203 237H208L210 238L211 240L215 239L217 240V242L215 241V243L217 245H222L224 241H226L227 239L233 243V244H241V243H244L245 242V239L246 238H251V239H256L255 238V235L258 234L259 232L260 233H264V220H260L258 217H256L255 213H250L248 210H245L243 209L244 205H242L243 207L241 208L239 205H241L240 203H238V199L234 196L231 195V193H229L228 191L230 190L229 188H231L230 186L231 185H237L238 183H240L241 180H239L241 177V174L242 172H239V171H236L235 169H232V165H229L228 163H232L233 160L235 159H241L240 162H246L248 161L247 158H255L257 157L258 159V154L256 155V153L258 152V149L257 151L255 150L254 152H256L255 154L251 153V151H247L246 148H245V151L243 149H239V147H237V145H235L234 143H236V136L232 137L233 135H231L230 138L228 137H225V136H220V135H215V134H206V135H202V136H197V140L199 139L200 141H202V143L205 145V147H190V149H194V153L197 155V156H202L204 159L205 158H215V162H216V167L214 168V170H207L205 165H201L199 163H196V166H197V171H200V173L202 174L201 176L199 175H195V174H192V173H188L187 172V169L183 166V158L187 155L186 151L188 150V146L187 145H180L181 143L177 142V141H180L182 138L180 137L181 134L177 135L180 137V139L178 140V138L176 137V133L174 134L173 132H171V134L167 131L166 133L164 132V137H173V138H177V144H171L168 145H163V146H159L158 148L155 146H151V138L156 134L154 130L155 129V126H156ZM176 125V124H175ZM211 125V124H210ZM249 125V124H248ZM32 126V125H31ZM39 126V125H38ZM42 126V125H41ZM56 126L58 127V125L56 124ZM5 127V126H4ZM33 127V126H32ZM44 127V126H43ZM176 127V126H175ZM180 127V126H179ZM187 127V126H186ZM217 127V126H216ZM239 127V126H238ZM45 128V127H44ZM85 128V127H84ZM141 128V129H142ZM157 128V127H156ZM178 128V127H176ZM237 128V127H236ZM244 128V127H243ZM58 129V128H57ZM56 129V130H57ZM88 129V128H87ZM109 129V128H108ZM115 129V128H114ZM136 129V128H135ZM181 129V127L179 128ZM179 129L177 131H179ZM190 129V128H189ZM52 130V129H51ZM162 130V129H161ZM183 130V128H182ZM52 131H55V130H52ZM165 131V130H164ZM192 131V130H191ZM237 130V132H239ZM254 131V132H253ZM72 132V131H71ZM76 132V130H75ZM144 132V133H145ZM155 134H153V133ZM157 132V131H156ZM163 132V131H162ZM161 131L158 132L157 135H160L159 133H162ZM183 132V131H182ZM186 132V131H185ZM73 133V132H72ZM71 133V134H72ZM82 133V132H81ZM109 133V132H108ZM169 133V134H168ZM232 133V132H231ZM74 134V133H73ZM72 134V135H73ZM153 136H152V135ZM184 134H189V133H184ZM183 134V135H184ZM217 134V133H216ZM75 135V134H74ZM182 135V136H183ZM191 134H189L190 136ZM222 135V134H221ZM34 136V135H33ZM54 136V135H53ZM85 136V135H84ZM111 136V135H110ZM141 136V135H140ZM162 136V135H161ZM73 137H76V136H73ZM71 137L70 133L69 134H61L59 136H56V137H52L53 139L51 140L52 143L54 144H60V143H68V141L73 138ZM98 137V136H97ZM160 137V136H159ZM162 137V138H164ZM186 136H184L185 138ZM244 137V136H243ZM144 138V137H143ZM187 138V137H186ZM252 138H248V139H252ZM76 139V138H74ZM145 139V138H144ZM190 139V138H189ZM241 139V138H240ZM243 139V138H242ZM253 139V140H254ZM85 140V143L87 142L86 139ZM101 140V139H100ZM104 140V139H103ZM183 140V139H182ZM185 140V139H184ZM238 140V139H237ZM252 140V141H253ZM79 141V140H78ZM97 141V140H96ZM107 141V140H106ZM110 141V140H109ZM248 141V140H247ZM70 142V141H69ZM76 142V141H75ZM80 142H83V141H80ZM92 142V141H91ZM94 142V141H93ZM103 142V141H102ZM174 142V143H176ZM183 142V141H182ZM205 142V143H204ZM250 142V141H249ZM104 143V142H103ZM106 143V142H105ZM128 143V142H127ZM149 143V144H148ZM185 143V142H183ZM201 143V144H202ZM252 143V142H251ZM52 144V145H54ZM69 144V143H68ZM101 144V143H100ZM155 144V143H154ZM153 144V145H154ZM187 144V142H186ZM200 144V143H199ZM238 144V143H236ZM207 145V147H206ZM212 147H210V146ZM73 146V145H72ZM106 146V145H104ZM187 146V147H185ZM209 146V147H208ZM239 146V145H238ZM51 147V146H50ZM54 147V146H53ZM63 147V146H62ZM100 147V146H99ZM247 147V146H246ZM68 148V147H67ZM89 148V147H88ZM123 148H125L123 146ZM238 148V149H237ZM242 148V147H241ZM69 149V148H68ZM83 149H81L82 151ZM122 150V149H121ZM50 151V150H49ZM52 151V149H51ZM90 151V150H89ZM88 151V152H89ZM92 152H94L93 150H91ZM96 151V150H95ZM100 152V150L97 149V152ZM102 151V150H101ZM264 151V150H263ZM80 152V150L78 151ZM89 153V154H83L81 156H77L78 153H76V156L77 157H71V155L69 156L68 155V158L69 159H66V160H63V165H64V168L63 170L60 169V170H57L52 173L54 176L51 180L50 178L49 181H46L47 182V196L46 198L48 199V204H46L45 206L42 205V196L38 199L37 201V210L34 209L35 207H33L34 211H32V207L29 208L25 207L23 204H21V200H22V197L20 198H14V200L12 202H14V206L12 208V210L14 208H16L17 210L20 211V220L21 222H19V219H18V222L20 224H17L19 225V230L17 232H15V234L13 233L12 235L9 234L12 239V251H13V257H12V261H13V264L18 261L19 259H21L23 256L25 257V255L27 253H29L28 251H31L32 250V247L34 246V243L36 240H39L40 238L43 239L44 237L48 236V232H46L50 226L56 224L59 222L58 220L60 219L59 216L61 214V211L62 209L66 206V204H68V201L71 199V197L74 195V193L76 192V190L79 188V186L82 184H80L81 182L83 183V180H86L84 178H86V176L89 174V170H91L92 168V164H93V161H96V158L99 156H101L99 153H96L94 152L93 154ZM103 152V151H102ZM120 152V151H119ZM118 152V156H120ZM82 153V152H80ZM124 153V154H126ZM259 153V152H258ZM71 154V153H70ZM102 154V153H101ZM262 154V153H261ZM63 155V154H62ZM67 154H65L66 156ZM260 155V153H259ZM64 156V155H63ZM74 156V155H73ZM261 156V155H260ZM259 156V157H260ZM61 156H59V159H60ZM121 157H123L121 155ZM127 157V156H126ZM125 157V158H126ZM182 158V160H181ZM65 159V158H64ZM102 159V158H101ZM128 159V158H127ZM130 159V158H129ZM243 159V160H242ZM246 159V161L244 160ZM260 159V158H259ZM62 160V159H60ZM123 160V159H122ZM125 160V159H124ZM251 161V160H250ZM58 162V161H57ZM198 162V161H197ZM235 162V161H234ZM249 162V161H248ZM60 163V162H59ZM98 166V165H97ZM51 167V166H50ZM262 167V166H261ZM11 168V167H9ZM155 168V167H153ZM160 168V170H161ZM158 169V168H157ZM93 170V169H92ZM141 170L143 172H141ZM151 170V169H150ZM244 170V169H243ZM153 171V169L151 170ZM168 171V169H167ZM248 172V171H247ZM194 173V172H193ZM40 174V173H39ZM121 174V172L118 173V175ZM158 174V173H157ZM244 174V173H243ZM51 175V174H50ZM117 175V176H118ZM121 175V176H122ZM147 175V174H146ZM246 175V174H245ZM51 176V177H52ZM116 177L115 175H112V179L114 177ZM121 176L119 175L118 177L121 178ZM170 176V177H171ZM47 177V176H46ZM144 177V175H143ZM248 177V176H247ZM39 178V177H38ZM111 178V177H110ZM117 178V177H116ZM172 178V177H171ZM122 179V178H121ZM168 179V178H167ZM15 180V179H13ZM47 180V178H46ZM162 180V179H160ZM166 180V179H165ZM210 180V181H209ZM248 180V179H247ZM43 181V180H42ZM113 181V180H112ZM115 181V179H114ZM141 181V180H140ZM35 182V181H34ZM33 182V184L35 185V183ZM119 182V181H118ZM226 182V184H229L228 185H224V183ZM8 183V182H7ZM103 183V182H102ZM111 183V182H110ZM113 183V182H112ZM4 184V183H3ZM100 184V183H99ZM104 184V183H103ZM117 184V183H116ZM121 184V183H120ZM165 184V183H164ZM259 184V183H258ZM256 184V185H258ZM263 184V182H262ZM13 185V184H12ZM31 185V183H30ZM46 185V186H47ZM29 186V185H28ZM27 186V187H28ZM99 186V185H98ZM166 186V184H165ZM261 186V184H260ZM10 187V186H9ZM30 187V186H29ZM37 187V186H36ZM111 187L112 189V186H109V188ZM167 187V186H166ZM259 187V186H257ZM262 187V186H261ZM4 188V187H3ZM2 188V185L0 183V191H3L4 189ZM39 188V187H38ZM118 188V187H116ZM160 188V187H159ZM158 188V189H159ZM101 189V188H100ZM229 189V190H227ZM232 189V188H231ZM253 189V187H252ZM259 189V188H257ZM256 189V190H257ZM262 189V188H261ZM37 190V189H35ZM43 190V189H42ZM106 190V188H105ZM107 190H108V187H107ZM139 190V189H138ZM160 190V189H159ZM158 190V192H160ZM163 190V189H161ZM243 192H244V196L248 199V201L250 202V204H252L253 207H255L256 210L260 211L264 208V204L262 205V202L264 201V187L262 190H259L261 192V195L263 196V199L260 201H258L254 195L247 190V188L245 187V189H242ZM41 191V190H39ZM114 191V190H113ZM173 191V190H172ZM171 191V192H172ZM186 191V190H185ZM128 192V191H127ZM254 192V191H253ZM1 193V192H0ZM114 193V192H113ZM157 193V191H156ZM176 193V191H175ZM174 192L170 193V191L166 192L165 193L163 192H160L158 194L155 195V191L151 190L150 187H144L142 189H140L139 191H131L129 194L128 197H126V200L129 202L131 200H143V201H146L145 205L143 206V209H139L141 210L140 212L142 213V211H148L150 210L151 208V205L154 206V204H156L159 208H161L162 211L166 212L169 211L168 208H170L172 210V207H176V202L175 201H179L180 200V197L177 198V195L175 194ZM238 193V191H237ZM33 194V193H32ZM119 194V193H118ZM123 194V193H122ZM235 194V193H234ZM259 194V193H257ZM256 194V195H257ZM16 195V194H15ZM23 195V194H22ZM187 195V194H186ZM185 195V196H186ZM240 195V194H239ZM260 195V197H261ZM13 196V195H12ZM28 196V194H27ZM103 196V195H102ZM196 196V195H195ZM203 196V197H204ZM209 196V195H207ZM34 197V196H33ZM118 197V196H117ZM187 197V196H186ZM191 197V196H190ZM193 197V196H192ZM240 197V196H239ZM243 197V199L245 198ZM46 198H43L47 201ZM183 198V197H181ZM197 198V197H196ZM206 198L204 200H206ZM258 198V196H257ZM179 199V200H178ZM203 199V198H202ZM242 199V198H241ZM240 199V201H242ZM3 200V199H2ZM12 200V199H11ZM19 200V201H18ZM24 200V199H23ZM44 200V201H45ZM151 200H154V204L153 201ZM182 200V199H181ZM198 200V199H197ZM74 201V200H73ZM107 201V200H106ZM123 201V200H122ZM142 201V202H143ZM246 201V202H248ZM11 202V201H10ZM21 202V203H20ZM26 202V201H25ZM24 202V203H25ZM133 202V201H132ZM174 202V204H173ZM186 202V201H185ZM228 202L229 205L227 204ZM34 204H36V201L33 202ZM47 202H44L43 204H45ZM167 203V205H166ZM182 203V202H181ZM214 203H218V206L216 205H213ZM10 204V203H9ZM99 204V203H98ZM170 204V205H169ZM183 204V203H182ZM246 204V203H245ZM249 204V205H250ZM5 205V204H4ZM9 206V205H8ZM33 206V204H32ZM165 206L168 207L167 208V211L164 210L165 209ZM216 207L215 209H211L213 207ZM251 206V205H250ZM249 206V207H250ZM248 207V208H249ZM66 208V207H65ZM157 207H155L154 209H159ZM178 208V207H177ZM246 208V207H245ZM91 209V208H90ZM89 209V210H90ZM116 209H120V211L122 212H129V205L128 204H120L119 202H112V203H109L108 205H102L101 207H99L98 210H96L95 212H93L94 216H95V222H92L89 224H86L85 223H81L80 221V224L78 225L77 224V227L72 231V237L75 239L74 241L70 240V242H74L72 245H70V242L68 245H70L69 248H71L70 250V255L71 256L68 260L70 261H73L74 262H77L76 264H89V259L90 257L92 259H96V261L98 259H100L102 261V258H109V257H113L115 256L118 252H120V249L123 248V246H125L126 242L128 241V245L130 244V240L133 242L136 240L138 241V236L140 237L139 234L141 233H137L138 232V229L140 228H143V227H147L149 223H145V224H139V226H129L128 227H122L120 226V232H118L117 235H115L114 238L110 237L111 240H109V235L106 234V237H108V239H103V237L100 238V236H97V231L103 229V227L107 226L106 224H108V222L110 223V220L112 218L111 215L114 214V212L116 211ZM153 209V210H154ZM132 210V209H131ZM136 210V209H135ZM2 211V210H1ZM158 211V210H157ZM253 211V209H252ZM5 214L6 212L3 211ZM9 212V211H8ZM13 212V211H12ZM11 212V214H12ZM18 212V211H16ZM135 212V211H134ZM132 211V213H134ZM151 212V211H150ZM170 212V211H169ZM169 212L167 214H169ZM178 213V214H174V213ZM222 214H220V213ZM1 213V212H0ZM3 213V214H4ZM14 213V212H13ZM131 213V212H129ZM131 213V214H132ZM137 213V212H135ZM144 213V212H143ZM148 213V212H147ZM171 213V212H170ZM171 213V214H172ZM2 214V213H1ZM0 215V222L1 220L3 219L4 215ZM10 214V213H8ZM8 214H7V217H8ZM87 214V213H86ZM85 214V215H86ZM93 214H91L93 216ZM159 214V213H158ZM196 214H201V216L203 215V217H205V219H207V222H206V225L204 223L205 226L203 228L200 227V224L197 226L196 223L193 222V216L196 215ZM13 215V214H12ZM62 215V214H61ZM90 215V216H91ZM160 215V214H159ZM163 215V214H162ZM19 216V214H18ZM169 215H167L168 217ZM12 217V216H11ZM17 217V216H15ZM88 217V216H87ZM166 217V216H165ZM181 217V216H180ZM84 218V217H83ZM90 218V217H89ZM97 218H99L97 220ZM117 218V217H116ZM147 218V217H146ZM162 218V217H161ZM170 218V217H168ZM172 217V219H174ZM164 219V218H162ZM160 219V220H162ZM166 219V218H165ZM180 219V218H179ZM192 219V220H190ZM204 219V218H203ZM242 219L241 222H244V220L246 222V225H244V223H241L240 220ZM4 220H6L4 218ZM115 220V219H114ZM120 220V219H119ZM167 220V219H166ZM166 220H163L164 221V226L167 225L168 226V223L166 224ZM9 221V219H8ZM112 223H113V220H111ZM127 221V220H126ZM158 221V220H157ZM166 221V222H165ZM180 222L178 219L177 220H173V224H175L176 226V222ZM195 221V219H194ZM238 221L240 223H238ZM5 222V221H4ZM10 222V221H9ZM57 222V223H56ZM83 222V221H82ZM91 222V221H90ZM142 222V221H141ZM152 222V221H151ZM170 222L172 223V220H170ZM169 222V223H170ZM183 222V221H182ZM181 222V223H182ZM196 222V221H195ZM17 223V222H16ZM154 223H157L156 221H154ZM158 223H160V221H158ZM163 223V222H162ZM161 223V224H162ZM6 224V223H5ZM8 224V222H7ZM15 224V223H13ZM152 224V223H151ZM160 224V225H161ZM173 224H170L171 226ZM9 225V224H8ZM16 225V226H17ZM158 227L159 224H157ZM168 226L171 228V226ZM218 225V226H216ZM222 226L223 228L221 229V232H217V231H220L219 228L217 229V227ZM5 226V225H3ZM118 226V227H119ZM156 226V225H155ZM164 226H162V229L165 228ZM174 226V228H176ZM179 226H182V225H179ZM13 227V226H12ZM15 227V225H14ZM55 226H53L52 228H54ZM154 228V226H152ZM173 227V226H172ZM178 227V226H177ZM202 229V231L199 230V228ZM216 227L215 231L218 233V234H215V231H214V228ZM7 227L4 228V230L6 229ZM167 228V227H166ZM173 228V229H174ZM179 228V227H178ZM18 229V228H16ZM47 229V230H46ZM51 229V228H50ZM139 229V231H141ZM151 228H149L150 230ZM168 231H169V228H167ZM166 229V230H167ZM3 230V231H4ZM7 230V229H6ZM13 230V229H12ZM105 230V228H104ZM114 230V229H113ZM145 230V229H144ZM144 230L142 232H144ZM172 231V228L170 229ZM176 230L178 231V229H174V232L173 233H176ZM49 231V230H48ZM70 231V230H69ZM148 231V229H147ZM145 230V232H147ZM161 231V229H160ZM180 231V229H179ZM232 231V234L229 235V232ZM12 232V231H11ZM110 232V231H109ZM114 232V231H113ZM144 232V234H145ZM167 231H165L166 233ZM53 233V232H52ZM97 233V234H96ZM153 233V232H152ZM164 233V234H165ZM169 233H171L169 231ZM179 233V232H178ZM259 233V234H260ZM70 234V233H69ZM113 234V233H112ZM112 234H110L112 236ZM150 233H148L147 235L149 236ZM168 234V232H167ZM255 234V235H254ZM100 235V233H99ZM108 235V236H107ZM227 235V236H226ZM102 236H105V235H102ZM186 236V234H185ZM188 236V235H187ZM8 237V236H7ZM8 237V238H9ZM43 237V238H42ZM54 237V236H53ZM70 237V236H69ZM71 237V238H72ZM143 237V235H142ZM189 238L191 236H188ZM187 237V238H188ZM49 238V237H48ZM137 238V239H136ZM151 238V236H150ZM188 238V240H190ZM193 238V237H192ZM195 238L192 239L195 241ZM36 239V240H35ZM47 239V238H46ZM92 239V242L91 244L94 246V248H90V246L87 245V242L90 243L89 240ZM135 239V240H134ZM160 239V238H159ZM186 239V238H185ZM68 240V239H67ZM143 240V239H141ZM162 240V239H161ZM191 240V241H192ZM208 240V239H206ZM5 241V240H4ZM46 241V240H45ZM48 241V240H47ZM147 241V240H146ZM150 241V239H149ZM171 241V240H170ZM180 241V240H179ZM210 241V240H209ZM208 241V242H209ZM1 242V241H0ZM66 242V241H64ZM132 242V243H133ZM140 242V240L138 241ZM184 241H182L181 244L184 245L183 243ZM136 242L133 243V245L135 244ZM143 245H147L146 242H142ZM195 243V242H194ZM199 243V242H198ZM202 244V242H200ZM199 243V244H200ZM206 243V242H205ZM222 243V244H221ZM246 243V242H245ZM244 243V244H245ZM39 244V243H38ZM75 244V245H74ZM164 244V243H163ZM180 244V243H179ZM214 244V245H216ZM225 244V242H224ZM227 244V243H226ZM11 245V244H10ZM67 245V243H66ZM90 245V244H89ZM123 245V246H122ZM169 245V244H168ZM186 245V244H185ZM184 245V248L186 247ZM53 246V245H52ZM132 246V245H131ZM131 246L130 249H131ZM224 245H222L221 247H223ZM240 246V245H239ZM244 246V245H243ZM8 247V245L6 246ZM11 247V246H10ZM218 247V246H217ZM217 251H219V248H221L219 246V248H217ZM55 248V247H54ZM57 248V247H56ZM63 248H65L63 246ZM125 248V247H124ZM136 248V247H135ZM147 248H148V245H147ZM183 246L181 247V245H179V250H182L184 255L183 256H186L188 261H191V263L193 262V259H194V256L195 254H197L194 249H185L184 250ZM31 249V250H30ZM34 249V248H33ZM128 249V248H127ZM146 249V248H145ZM144 249V250H145ZM10 250V249H9ZM122 251H124L123 249H121ZM126 250V248H125ZM132 250H133V246H132ZM213 248L207 250L206 252V256L209 257V258H213L214 252ZM263 250V249H262ZM11 251V252H12ZM62 251V250H61ZM129 251V249L127 250ZM64 252V251H63ZM67 252V251H66ZM65 252V253H66ZM130 252V251H129ZM179 252V251H178ZM250 252V251H249ZM248 252V253H249ZM58 253V252H57ZM132 253V251H131ZM182 253V252H181ZM9 254V253H8ZM135 254V253H134ZM218 254V252H217ZM223 254V252H222ZM261 254V253H259ZM118 255V254H117ZM116 255V256H117ZM120 255V254H119ZM130 255V254H129ZM226 255V254H225ZM246 255V254H245ZM11 256V255H10ZM43 256V255H42ZM66 256V255H65ZM68 256V255H67ZM115 256V257H116ZM220 256V255H219ZM218 256V258H219ZM241 256L243 255H229V256H222L220 257V259H216L218 260L219 262L220 261H223L224 262L226 261L227 262H234L239 260V259H242ZM253 256V255H252ZM256 256V255H255ZM58 257V256H57ZM54 257V258H50L47 262V264H60L61 262L63 263V259H59V257ZM134 258H137L136 254L135 256L131 254L130 256V260L132 261ZM141 258V257H139ZM184 258V257H183ZM216 258V257H215ZM215 263H216V260ZM112 259V258H111ZM253 260V259H252ZM11 261V262H12ZM39 261V260H37ZM61 261V262H60ZM67 261V260H66ZM91 261V260H90ZM99 261V260H98ZM97 261V262H98ZM114 261V260H112ZM129 261V260H128ZM127 261V262H128ZM187 261V260H185ZM65 262V261H64ZM108 262V261H107ZM66 263V262H65ZM112 263V262H111ZM114 263V262H113ZM213 263V262H212ZM211 262L209 264H212ZM223 263V262H222ZM263 263V262H262ZM64 264V263H63ZM110 264V263H108ZM208 264V263H207Z\"/></svg>",
	"mask_w": 264,
	"mask_h": 264
}]
</instances>
